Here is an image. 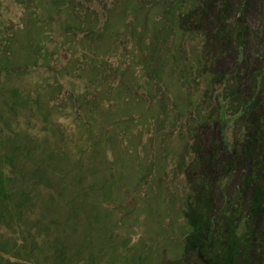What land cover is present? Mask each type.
<instances>
[{
	"label": "rangeland",
	"instance_id": "rangeland-1",
	"mask_svg": "<svg viewBox=\"0 0 264 264\" xmlns=\"http://www.w3.org/2000/svg\"><path fill=\"white\" fill-rule=\"evenodd\" d=\"M182 1L0 0V264L180 256L183 114L204 90ZM244 1L256 50L264 0Z\"/></svg>",
	"mask_w": 264,
	"mask_h": 264
},
{
	"label": "trees",
	"instance_id": "trees-1",
	"mask_svg": "<svg viewBox=\"0 0 264 264\" xmlns=\"http://www.w3.org/2000/svg\"><path fill=\"white\" fill-rule=\"evenodd\" d=\"M186 2L177 24L202 42L193 69L204 90L183 114L188 138L176 168L185 176V229L180 256L167 264H256L264 260V41L249 47L244 0ZM94 103H81L87 124ZM224 119L230 136L219 130ZM7 196L1 177V201ZM16 201L23 206L21 197Z\"/></svg>",
	"mask_w": 264,
	"mask_h": 264
}]
</instances>
